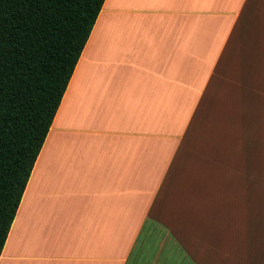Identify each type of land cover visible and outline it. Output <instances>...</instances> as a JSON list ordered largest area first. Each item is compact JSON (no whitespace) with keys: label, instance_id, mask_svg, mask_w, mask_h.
<instances>
[{"label":"crops","instance_id":"0c3cea01","mask_svg":"<svg viewBox=\"0 0 264 264\" xmlns=\"http://www.w3.org/2000/svg\"><path fill=\"white\" fill-rule=\"evenodd\" d=\"M263 66L264 0H104L0 264H197L191 234L231 196L215 106L245 121Z\"/></svg>","mask_w":264,"mask_h":264},{"label":"trees","instance_id":"16d2710c","mask_svg":"<svg viewBox=\"0 0 264 264\" xmlns=\"http://www.w3.org/2000/svg\"><path fill=\"white\" fill-rule=\"evenodd\" d=\"M104 0H0V254Z\"/></svg>","mask_w":264,"mask_h":264},{"label":"rangeland","instance_id":"374dc122","mask_svg":"<svg viewBox=\"0 0 264 264\" xmlns=\"http://www.w3.org/2000/svg\"><path fill=\"white\" fill-rule=\"evenodd\" d=\"M260 82L262 88L255 89V96L248 102L252 105L247 106L245 121L241 118L242 102L221 101L215 106L221 114L233 111L230 120L220 116L214 120V130H232V134L219 133L221 138L226 137L222 145L233 150L229 154V176L225 186L220 184L219 193L231 196L220 198L214 206L211 225L204 223L201 230L191 234L195 246L190 250L197 264H264V66ZM231 85L234 89L230 97L236 98L241 80L236 79ZM243 89L251 91L248 86ZM242 122L246 124L244 132L238 129ZM241 151L244 159L237 158ZM224 164L220 162L218 169Z\"/></svg>","mask_w":264,"mask_h":264}]
</instances>
